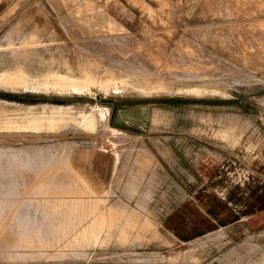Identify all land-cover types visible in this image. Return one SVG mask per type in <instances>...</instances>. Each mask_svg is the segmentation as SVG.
Returning <instances> with one entry per match:
<instances>
[{
  "label": "rangeland",
  "instance_id": "obj_1",
  "mask_svg": "<svg viewBox=\"0 0 264 264\" xmlns=\"http://www.w3.org/2000/svg\"><path fill=\"white\" fill-rule=\"evenodd\" d=\"M112 1L115 6H95L96 10L92 11L100 12L98 16L85 14L89 20L82 13H75L80 12V8L68 6L69 17L64 22L68 26L66 38L35 35L39 25L28 19L27 13L21 16L19 22H13L8 18L13 8L0 5V146L17 149L8 158L15 161L16 167L19 164L18 168L22 171L20 173L15 169L21 183L12 194L7 195L8 204L0 213V264L251 263L264 253V246H261L264 239L257 241L253 234H249L245 240H236L228 230L230 228L223 227L197 237L175 238L172 233L157 229L160 227L157 220L160 215L153 210L142 213L134 210L133 206L113 203V190L108 192V189L113 185L117 151L138 138L128 144H116L120 135L110 130L108 113L113 98L119 95L113 92L151 95L168 94L173 90L172 94L179 97H174V101L158 103L174 109L170 112L153 110L154 117L150 124L170 130L174 128L179 134L155 133L164 135L158 139L157 149L140 141L136 146H128L123 151L127 157L123 154L122 158L127 162L134 160L133 168L141 176L153 165L162 167L166 176L173 172L174 175L169 176L170 181L167 182L175 195V198H170L173 203L182 200L187 189L185 183L190 184L183 180L177 170L185 172L186 169L191 173L195 171L197 176V181L189 185L191 190L198 189L202 195L206 192L223 198L233 211V218L236 217L235 213L248 217L264 209V18H255L256 14L252 16L253 0ZM99 17H102V21ZM77 23L80 29H77ZM108 30H114L117 34L106 38L109 50L106 46L97 47L96 39L105 37L96 34ZM67 39L68 44L60 42ZM129 39H134L132 42L136 46L138 44V48L131 47ZM26 40L38 42L36 47L30 48L31 53L28 45H21ZM13 44L20 49L18 53L14 52ZM143 45L145 51L139 48L144 49ZM124 46L126 49L123 50ZM137 49L143 51L145 60ZM35 51L41 53L44 60H66L86 68L93 66V71L98 75L95 81L87 80L84 83L69 79L71 81L64 86L51 81L43 82L39 80L40 76L32 78L34 75L28 72V61ZM131 52L137 54H134L135 58L131 57L134 61L129 58L130 55L134 56ZM144 52L147 55L151 52L150 56ZM22 54L24 57H21ZM41 54L38 55L41 57ZM151 55L155 56L152 58ZM124 56L128 57L127 60ZM153 59L159 61L155 63ZM137 60L146 63L151 60L152 65L155 63L157 66L151 67V63L145 66L146 63L141 62L145 66L143 68ZM147 67L156 71H150ZM106 71L121 74L103 76ZM72 81L74 86L70 84ZM188 95L193 97L187 99ZM115 102V114L110 113H113V122L119 119L117 109L124 103L121 100ZM132 104L127 103L129 106ZM129 139L130 136L122 137L123 142ZM179 139L180 142L184 141V146L181 149L171 148L169 142ZM162 140L167 143L162 144ZM48 142L67 144V148L53 150L52 161L45 158L38 161L25 159L23 164L24 160L19 159L21 155L29 157L37 144ZM143 148L151 156L147 166L139 163V151ZM40 153L41 150L37 151V154ZM178 156L205 164L193 165L186 161L179 164ZM253 160H260L258 167L252 165ZM66 167L78 178L72 175V171L66 172ZM123 167L124 164L122 170ZM56 168L71 182L75 178L78 186L77 189L68 187L61 193H55L61 196L59 213L50 211L49 206L53 204H35L54 195L51 192L38 193L36 184L38 181L42 183L43 178L48 177V172ZM175 172H179V176ZM23 176L28 180L23 181ZM122 176L118 178L121 185L117 184V187L120 188L116 189L120 194L125 193ZM81 177L91 188L89 194L98 195L96 202L100 204L90 209L83 201L78 204L88 196L80 190L79 183L85 184ZM3 194H0V198L6 197ZM74 196L80 198L76 206V226L71 231L76 233V245L67 244L70 236H61L59 244H54L57 241L55 237L52 244L38 239L30 243L19 242V228L27 225L30 229L29 223L33 222L31 216L36 212L41 213L39 218L49 217L47 221L50 223H55L59 217L62 231H65L69 211L67 204L71 200L69 198ZM122 209L129 213L137 212L153 222L154 228H133L129 238L121 239L122 224L114 214ZM179 212L176 213L179 215ZM103 216L106 219L96 239L93 234L80 235ZM179 226L185 227L184 224ZM155 229L161 235L155 234ZM232 230L235 232V229ZM190 253L197 257H189Z\"/></svg>",
  "mask_w": 264,
  "mask_h": 264
},
{
  "label": "crops",
  "instance_id": "obj_2",
  "mask_svg": "<svg viewBox=\"0 0 264 264\" xmlns=\"http://www.w3.org/2000/svg\"><path fill=\"white\" fill-rule=\"evenodd\" d=\"M0 5H6V8L9 6L13 8L11 16L8 17L13 22H19L21 16L27 13L28 19L36 21L39 25V28L35 30V33H37L35 35L59 38L63 36L68 37V29L64 23L69 17V12L67 10L68 6L80 8L78 10L80 12L75 13L98 16L100 12H93L92 10H96L97 7L101 8V6L107 8L109 6H115V2L112 0H0ZM251 5L253 6L252 16L256 14L255 18H264V0H253L251 1ZM251 18L255 19L254 17ZM135 20H138V18ZM123 25L125 26V24ZM96 35L105 38H112L117 34L114 30H108L106 32L97 33ZM60 42L68 44L69 40H61ZM68 63L70 64L69 61ZM113 93H119V95L113 98V103L110 105L108 117L111 123L109 126L110 130L113 132L116 131L118 134L130 136V139L122 142V144L131 143L134 139L138 138L134 143L128 146H136L140 141H145L157 149V141L164 135H154L155 133L179 134V131H175L174 128H172L173 130H170L169 128H160V126L150 124L154 117L153 110L161 109L162 111L170 112L174 109V107L169 109L166 105L158 103L159 101L165 100L166 102L169 100L174 101V97H179L172 94L173 90L168 94L151 95L138 94L136 92L131 95H122L120 92ZM186 97L189 99L190 97H193V95H188ZM117 100H121V102L124 103L117 109V116L119 119L114 120V123L113 120H111V117L113 116V113L115 114L113 109L116 107L115 103L117 102L115 101ZM128 102H133L132 106L127 105ZM111 112H113L112 115H110ZM194 131L195 130H193V132ZM180 141V139L177 140V142L172 140L169 142V145L171 148L181 149L184 146V141ZM161 143L164 144L167 143V141L162 140ZM128 146L119 150L121 151V155H125L123 151L128 149ZM117 160L115 170L113 171V188L110 187L108 189V192L113 190L111 192L113 193L112 197L110 196L111 200L115 205L122 204L133 206L132 208L134 210L142 213H147L148 210H153V212L160 215V219H157L160 222V227L157 229L172 233L175 235V238L186 239L197 237L206 234L213 229L224 227V229L230 228L228 230L236 240H245L247 236H250L251 234L255 236L257 241L264 239V209L258 210L248 217H240L235 213L236 217L233 218V211L229 208L227 202L223 198L218 197L213 193L205 192L204 195H202L198 189L195 191L191 190L189 185H193L194 181H197L195 171L191 173L186 169L184 170L185 172L177 169L181 173L183 180H187L190 184L185 183L187 189H185L186 192L182 200L173 203L170 198H175V195L172 192V188L167 186V182L170 181L169 176L172 177L174 175L173 172H170L168 174L169 176H166L162 167L153 165L141 176L138 175L139 172L133 168L134 160L127 162L122 156ZM179 160L181 161L178 162L179 164H183L185 161V163L193 165L205 164V162H195L193 158L189 157L182 158L178 156L177 161ZM150 162L151 156L149 153L139 159L141 166H147ZM259 163L260 160L252 161V165L256 167L259 166ZM122 164H124L123 170L121 168ZM171 171H173V169H171ZM122 173H124L123 176L121 175ZM178 173L175 172V175L177 174V176H179ZM119 176L120 178L122 176L121 180L124 183L125 193L123 192V194H120L119 190H116L118 188L117 184L121 185V182L118 180ZM178 210L181 212L179 215L176 213ZM151 219L156 222V219ZM179 224H184L185 227H180ZM232 229H235V232H233ZM261 246H264V243H261ZM249 264H264V253L255 257Z\"/></svg>",
  "mask_w": 264,
  "mask_h": 264
},
{
  "label": "bare ground",
  "instance_id": "obj_3",
  "mask_svg": "<svg viewBox=\"0 0 264 264\" xmlns=\"http://www.w3.org/2000/svg\"><path fill=\"white\" fill-rule=\"evenodd\" d=\"M151 13V11H150ZM74 15V14H73ZM88 17V16H87ZM86 18V16L84 17ZM88 19V18H86ZM98 19V18H97ZM101 19V18H99ZM110 19V18H109ZM77 20V19H76ZM89 20V19H88ZM95 20V19H94ZM106 20V19H105ZM111 20V19H110ZM23 21V20H22ZM96 21V20H95ZM99 21V20H98ZM102 21V19H101ZM76 22H79V21H76ZM84 23V22H83ZM98 23V22H97ZM85 24V23H84ZM95 24V23H94ZM99 24V23H98ZM96 24V25H98ZM77 29H80L79 27V24L77 23ZM93 25V24H92ZM91 25V26H92ZM85 26H88L87 24ZM90 26V25H89ZM105 26V25H104ZM68 27V26H67ZM79 27V28H78ZM85 28V27H84ZM21 29V28H19ZM92 29V28H91ZM84 30H82L83 32ZM88 31V29H87ZM94 31V30H92ZM98 31V30H97ZM81 32V31H80ZM86 32V31H85ZM85 33H83L84 35ZM89 34V33H88ZM94 35V34H93ZM81 36H82V33H81ZM80 36V38H82ZM86 36V35H85ZM9 37V36H7ZM84 37V36H83ZM79 38V39H80ZM93 38V37H92ZM127 38H129L127 36ZM78 39V38H77ZM94 39V38H93ZM136 39V38H135ZM95 40V39H94ZM139 40V39H138ZM123 41V40H122ZM129 41H131L132 46H136V44H134L131 40L129 39ZM137 41V39L135 40ZM141 41V40H140ZM79 42V40H78ZM127 42V41H126ZM143 43H145L144 41H142ZM141 42V43H142ZM62 43V42H61ZM93 43V42H92ZM107 39L106 38H99V39H96L95 41V44L98 45L97 47L101 48L103 46H109V44H107ZM139 43V41H138ZM91 44V43H90ZM94 44V45H95ZM134 44V45H133ZM16 44H13L12 48L14 49V52H19L20 49L19 48H16L15 47ZM21 45H28L29 46V51H30V48H33V47H36L38 45V42H36V40H26V41H22L21 42ZM62 45H65L64 43ZM86 45H87V42H86ZM124 45V44H123ZM141 45V44H140ZM146 45V43L144 44ZM143 45V47H145ZM17 46V45H16ZM106 46V47H107ZM138 46V44H137ZM136 46V47H137ZM142 46V45H141ZM147 46V45H146ZM21 47V46H20ZM46 47V46H45ZM148 47V46H147ZM23 48V46H22ZM25 48V46H24ZM26 48H28L26 46ZM61 48V47H60ZM98 48V49H99ZM108 48V47H107ZM122 48V47H121ZM138 48V47H137ZM139 48L141 50H144L146 49V47L144 49H142L140 46ZM103 49V48H102ZM126 49L125 46L123 48V50ZM128 49V52H129V47L127 48ZM136 49V48H135ZM140 49H137L140 51V54L143 52H141ZM151 49V48H150ZM27 50V49H26ZM25 50V51H26ZM106 51V49H104ZM109 50V48H108ZM107 50V52H108ZM132 50V48L130 49ZM149 50V49H147ZM28 51V52H29ZM94 51V50H93ZM134 51V47H133V50L132 52ZM151 51V50H150ZM131 52V53H132ZM24 53V51H23ZM31 53V51H30ZM29 53V54H30ZM62 53V52H61ZM125 53H127V51H125ZM138 53V51H137ZM151 52H149L150 54ZM184 53V52H182ZM25 54H27L25 52ZM24 54V55H25ZM38 54H41V53H38L37 51L34 52V54L31 56V58L29 59L28 61V65L30 67H28V72L32 73L34 75V77L32 78H36V77H39V80L41 81H51L53 84H56V85H59V86H64L65 84H67L69 81V79H72V80H77V81H81V83H84L86 82L87 80H91V81H95L96 79V76L98 74H96L94 71H93V66H90V67H83V66H73L71 64L68 63V61H57L56 59H51V61H49L48 59L45 58L44 60V56L41 54V57L38 55ZM84 54V53H83ZM130 54V52L128 53ZM133 54V53H132ZM136 54V53H134ZM133 54V55H134ZM144 54L146 56H148L145 52ZM153 54H155L153 52ZM152 54V55H153ZM127 55V54H126ZM137 55V54H136ZM151 57L153 58L154 56ZM23 56V54L21 55V57ZM28 56V54H27ZM39 56V57H38ZM139 56V55H138ZM141 56V55H140ZM150 56V55H149ZM24 57V56H23ZM120 57V55H119ZM135 58V55L132 56L130 55L129 58ZM150 58H147V59H151ZM187 57V56H185ZM26 58V57H25ZM121 58V57H120ZM123 58H128V57H123ZM131 58V59H132ZM137 58V57H136ZM141 58L144 59V55L142 53V56ZM155 58H158L157 56ZM28 59V58H27ZM65 59V58H64ZM140 59V58H138ZM48 60V61H47ZM127 60V59H126ZM130 60V59H129ZM141 60V59H140ZM140 60L137 62L138 64H141V62L145 63L147 62H144V60H142L140 62ZM27 61V60H26ZM90 61V60H89ZM121 61V60H120ZM131 61V60H130ZM132 61H134V59H132ZM153 61H157V60H154ZM152 61V63H153ZM159 61V59H158ZM157 61V62H158ZM135 62H136V59H135ZM95 63V62H94ZM93 63V64H94ZM143 63L141 64L143 66ZM149 63V61H148ZM145 66H147V64ZM150 63H151V60H150ZM149 63V64H150ZM151 63V67H154L156 64V62L152 65ZM113 65V64H112ZM159 65V63H158ZM132 66V65H131ZM143 66V68L145 67ZM157 66V65H156ZM155 66V68H156ZM133 67H135L133 65ZM151 67H147V69L151 68ZM160 67V65H159ZM158 67V69H159ZM136 68V67H135ZM133 68V69H135ZM150 71H153L155 69H149ZM156 71V70H155ZM154 71V73H155ZM184 72V71H183ZM199 72V71H198ZM202 72V70H201ZM38 73V74H36ZM118 74H121L120 72H117V71H114V72H105L103 74L106 75V74H112L111 76H116ZM182 73V71H181ZM36 74V75H35ZM113 74H116V75H113ZM152 74V73H151ZM183 74V73H182ZM182 74H178L180 76H183ZM185 75V74H184ZM187 75V74H186ZM194 75V74H193ZM200 75V74H199ZM203 75V74H202ZM112 80V79H111ZM107 81H110V80H107ZM148 80H146L147 82ZM117 82V80L115 81ZM71 86H74V82H70ZM83 87H86L85 85L81 84ZM119 138L120 139H117L116 140V144L119 143V142H123L122 141V137L125 138L127 137L128 135H125V134H119ZM37 144V143H36ZM31 145V144H30ZM31 147V146H29ZM67 148V144L66 145H55V144H51L50 142H48L47 144H37L35 147H33L34 150H32V152L30 153V156H24V155H21L19 159L24 160L23 161V164L25 163V159H31L33 161H38L39 159L41 158H45L49 161H52V151L53 150H56V151H61L63 149ZM17 150V149H16ZM16 150H9V149H5L3 147L0 146V194H3V195H6V197L4 198H0V213L1 211L5 210L6 209V204H8V194H12V191L14 190L15 191V188L17 187L18 184L21 183L20 179L18 178L17 174H16V170L17 172H20V169L18 168V165L17 164V167H16V164H15V161L12 160V159H9L8 157L11 156V152L13 151H16ZM41 150V153L40 154H37V151H40ZM44 151V152H43ZM126 151V150H125ZM43 152V153H42ZM63 153V152H62ZM65 153V152H64ZM136 154V153H135ZM147 154L146 150L143 148L139 151V159L144 157L145 155ZM123 155V154H122ZM117 156H118V159L121 158V151H117ZM127 157V155H125ZM54 165V164H53ZM52 165V166H53ZM17 168V169H16ZM16 169V170H15ZM23 170V169H22ZM25 170V169H24ZM40 170V169H39ZM70 169L68 167H66V172L69 171ZM72 171V170H70ZM22 172V171H21ZM20 172V173H21ZM47 172V171H45ZM24 174V173H22ZM26 174V173H25ZM24 174V176H25ZM41 174V173H39ZM20 175V174H19ZM38 175V174H37ZM72 175L74 177H76L77 175L73 173L72 171ZM22 177L23 181L24 179L26 180L27 178L26 177ZM27 176V174H26ZM42 176V175H41ZM40 176V177H41ZM38 176V178H40ZM78 178V176H77ZM79 178H80V175H79ZM47 179V180H45ZM45 179L43 178V182L40 183L38 181V183L36 184V187H37V192L38 193H49L51 192L50 194H54L49 200L45 199L44 202H38L36 201L35 204H39V205H47V204H53L52 206H49L50 208V211H58L57 213H59L60 211V207H61V201H60V198L61 196H59V194H55V193H61V191L63 189H66L69 187V189H77L78 186H76V182H75V178H72L73 181L71 182L70 179L65 176V175H62V173L60 174V171L56 169H53L51 171L48 172V177H45ZM81 179H83V181L85 182L82 183L80 182L79 183V186H80V190H82L83 192L87 193L88 196L84 197L85 199H82L80 200V202L78 203V200L80 198H76L75 196L74 197H70L69 199V203L67 204L68 205V216L66 218L67 220V223H66V226L64 227L65 228V231H62V228L63 226L61 225V221L59 220L60 218L57 217V220L55 221V223H50L48 220L49 217H40L39 216H42L41 213L39 212H36V214L32 215L31 216V221H33L32 223H29V225L31 226V228L29 229L28 226H22L21 228H19V231L17 233V236L18 238H20L21 240L19 242H27V243H30L32 242L33 239H38L42 242H47V243H50L52 244V238L55 237V239H57V241L54 243V244H59L61 243V236H70L71 238L69 240H67V244L73 246V245H76V243H78V240L76 239V233H71L72 230H74L75 226H76V221H77V218H76V206H77V203L78 204H81V201L85 202L86 204V207H90L91 206H95V205H98L99 202H96V197L98 196L97 194L91 196L89 194V192H91V188L90 186L87 184V181L85 178L81 177ZM28 180V179H27ZM33 180V179H32ZM42 180V179H40ZM37 181V180H35ZM32 185V184H31ZM34 189V188H33ZM36 189V188H35ZM48 190V191H47ZM93 193H95L93 190H92ZM1 196V195H0ZM83 198V197H81ZM12 201V200H11ZM18 204V203H17ZM100 204V203H99ZM59 206V208H58ZM95 209H97L95 207ZM131 213H129V211H125V209H122L120 211H117L116 214H114V216L118 219L119 222H121L122 224V231H121V239L125 240V238H129V232L131 229L133 228H140V229H148V228H154L153 226V222L147 220V218H144L142 216H140L137 212L135 211H130ZM108 216V215H107ZM118 216V217H117ZM56 217V216H55ZM106 217H101V218H98V221H96L94 224H93V227L91 229H88L86 232H82V234L80 235H84L87 234V235H90V234H93L95 236V239L96 237L98 236V231L99 229L102 227L103 225V221H105ZM3 222V221H2ZM148 222H151V223H148ZM1 223V222H0ZM1 226V225H0ZM27 228V229H26ZM143 231V230H142ZM70 233V234H69ZM155 234H158V235H161V232L157 229H155ZM141 234L139 233L138 236H140ZM48 239V240H47ZM88 239H90V237H88ZM94 239V240H95ZM91 240V239H90ZM236 247H233V249H235ZM235 251V250H234ZM189 257H194L196 258L197 255L196 254H193V253H190V256Z\"/></svg>",
  "mask_w": 264,
  "mask_h": 264
}]
</instances>
